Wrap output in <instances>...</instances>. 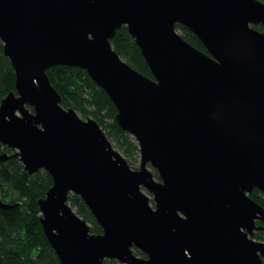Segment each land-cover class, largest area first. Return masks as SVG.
<instances>
[{
	"label": "water",
	"instance_id": "obj_1",
	"mask_svg": "<svg viewBox=\"0 0 264 264\" xmlns=\"http://www.w3.org/2000/svg\"><path fill=\"white\" fill-rule=\"evenodd\" d=\"M258 24L261 0H0V39L15 71L0 104V143L14 153L0 163L17 157L27 172L51 175L38 205L61 264H264V241L254 238L264 208L251 197L264 192ZM122 26L153 78L113 48ZM57 65L85 70L108 94L139 144L140 168L96 119L62 104L48 74ZM70 194L102 233L91 232ZM18 204L0 198V208Z\"/></svg>",
	"mask_w": 264,
	"mask_h": 264
},
{
	"label": "trees",
	"instance_id": "obj_2",
	"mask_svg": "<svg viewBox=\"0 0 264 264\" xmlns=\"http://www.w3.org/2000/svg\"><path fill=\"white\" fill-rule=\"evenodd\" d=\"M254 27L264 31L261 24ZM176 28L192 45L207 51L190 29L181 24H177ZM111 44L129 65L153 78L149 65L126 26L117 30ZM48 74L62 96V104L65 107H74L84 118L90 116L96 119L108 137L131 158L128 159L130 165L137 168L139 145L116 121L117 108L108 94L81 68L57 65L51 67ZM12 90H15V71L0 40V104ZM4 152L10 155L14 153L0 143V155ZM155 175L159 178L157 171ZM52 184L53 179L46 170L40 169L31 174L17 157H10L0 163V198L10 204L19 203L14 208H0V264H61L45 237L38 205V200L45 197ZM251 197L264 208L263 191L255 188ZM69 202L90 224L93 233L102 232L100 224L80 196L70 194ZM254 237L264 241V230L256 232ZM136 253L143 255L139 250ZM106 264L117 262L107 260Z\"/></svg>",
	"mask_w": 264,
	"mask_h": 264
},
{
	"label": "bare ground",
	"instance_id": "obj_3",
	"mask_svg": "<svg viewBox=\"0 0 264 264\" xmlns=\"http://www.w3.org/2000/svg\"><path fill=\"white\" fill-rule=\"evenodd\" d=\"M114 104V103H113ZM115 105V104H114ZM117 112H118V110H117ZM117 114V113H116ZM115 119H116V115H115ZM117 121V120H116ZM119 124V123H118ZM121 127V126H120ZM135 138V137H134ZM136 140V139H135ZM137 141V140H136ZM138 143V142H137ZM139 145V144H138ZM138 157L140 158V160H141V155H140V150L138 149ZM127 161H128V159H127ZM129 162V161H128ZM141 163V162H140ZM130 164V163H129ZM131 166V165H130ZM132 167V166H131ZM133 168V167H132ZM138 168H140V165H139V167H137V168H134V169H138ZM152 170L154 171V174H155V171H157V170H155L154 168H152ZM158 173V172H157ZM158 176H159V174H158ZM155 177H156V175H155ZM157 178V177H156ZM158 180H160V177L159 178H157ZM148 193V192H147ZM150 196H152L153 197V195H151L150 193H148ZM152 204L154 205V202H153V200H152ZM257 232V231H256ZM256 234V233H255ZM255 236V235H254ZM255 238V237H254ZM256 239V238H255ZM260 241H263V240H260ZM136 250H139L141 253H143L142 252V250H140L139 248H136V247H134L133 248V251H134V253H136ZM137 254V253H136ZM138 256H143V257H146V255L143 253V255H140V254H137ZM107 260H109V261H113V262H117V264H123V263H121L120 261H118V259H116V258H114V259H106L105 260V264H106V261Z\"/></svg>",
	"mask_w": 264,
	"mask_h": 264
},
{
	"label": "rangeland",
	"instance_id": "obj_4",
	"mask_svg": "<svg viewBox=\"0 0 264 264\" xmlns=\"http://www.w3.org/2000/svg\"><path fill=\"white\" fill-rule=\"evenodd\" d=\"M264 1V0H263ZM1 40V39H0ZM4 45V44H3ZM81 117H83L82 115H81ZM84 118V117H83ZM110 139V138H109ZM110 142L112 143V145H113V147L118 151V152H120L126 159H130L131 160V158H129L120 148H118V146L110 139ZM138 167H139V165H140V158L138 157V162H137V164H136ZM258 225H263L264 226V222H262V221H259L258 222ZM262 230H264V229H262ZM258 231H261V230H258ZM257 231V232H258ZM258 240V239H257Z\"/></svg>",
	"mask_w": 264,
	"mask_h": 264
},
{
	"label": "flooded vegetation",
	"instance_id": "obj_5",
	"mask_svg": "<svg viewBox=\"0 0 264 264\" xmlns=\"http://www.w3.org/2000/svg\"><path fill=\"white\" fill-rule=\"evenodd\" d=\"M92 232V231H91ZM93 233V232H92ZM102 233V232H101Z\"/></svg>",
	"mask_w": 264,
	"mask_h": 264
}]
</instances>
